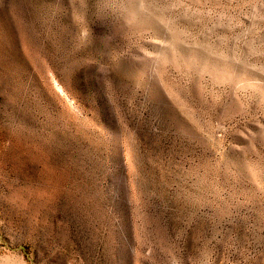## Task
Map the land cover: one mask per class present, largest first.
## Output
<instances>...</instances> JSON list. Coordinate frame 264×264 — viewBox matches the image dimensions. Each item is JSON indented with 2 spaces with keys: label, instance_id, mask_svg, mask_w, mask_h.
Instances as JSON below:
<instances>
[{
  "label": "rangeland",
  "instance_id": "374dc122",
  "mask_svg": "<svg viewBox=\"0 0 264 264\" xmlns=\"http://www.w3.org/2000/svg\"><path fill=\"white\" fill-rule=\"evenodd\" d=\"M0 264H264V0H0Z\"/></svg>",
  "mask_w": 264,
  "mask_h": 264
}]
</instances>
